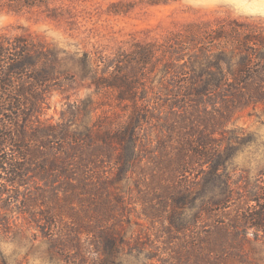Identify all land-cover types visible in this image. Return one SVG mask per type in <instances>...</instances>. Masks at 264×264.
I'll return each mask as SVG.
<instances>
[{
	"label": "rangeland",
	"instance_id": "obj_1",
	"mask_svg": "<svg viewBox=\"0 0 264 264\" xmlns=\"http://www.w3.org/2000/svg\"><path fill=\"white\" fill-rule=\"evenodd\" d=\"M5 2L0 0V34L55 45L61 51L62 69L73 77V84L50 94L42 118L57 121L70 105L77 109L91 98L103 129L127 120L132 105L118 101V91L97 88L91 77L116 69L120 76L136 75V65L128 62L134 57L135 45L154 43L163 51L159 61L145 67L139 81L143 114L150 116L158 109L174 116L167 107L173 101L166 92L176 91L181 83L173 85L185 79L173 69L180 65L174 61L176 56L166 52L174 36L200 22L239 20L264 26V0H42L19 13L8 12ZM202 110H211L213 122L214 111L210 107ZM82 115L87 118L83 111ZM161 125L156 120L142 124L139 139L144 144L139 145V165L133 171L120 173V167L110 169L103 163L98 170L107 174L96 176L97 187L85 199L38 206L32 219L16 214V227L0 237V252L6 260L0 264H212L203 263L200 234L213 223V217L203 215L205 224L185 234H175L168 221L177 182L187 177L196 186L211 162L205 165L195 158L189 171L177 176L183 156L188 161L191 155L186 130L178 124L172 133V120L171 128L169 123L167 129ZM226 127L233 130V139L229 153L221 148V154L228 155L227 170L236 175L238 185H244L243 176L253 178L264 169V105L236 110ZM196 192L185 211H173L177 222L196 223L201 204ZM211 193L203 199L207 201ZM21 209L29 211L24 206ZM56 219L59 229L49 224ZM253 245H246L244 258L229 264H264V247Z\"/></svg>",
	"mask_w": 264,
	"mask_h": 264
},
{
	"label": "trees",
	"instance_id": "obj_2",
	"mask_svg": "<svg viewBox=\"0 0 264 264\" xmlns=\"http://www.w3.org/2000/svg\"><path fill=\"white\" fill-rule=\"evenodd\" d=\"M5 1L8 12L19 13L42 0ZM166 52L176 56L180 65L173 69L185 78L173 85L181 83L176 91L166 92L174 116L158 109L150 116L143 114L139 81L145 67L159 61L163 51L154 43L137 44L128 60L136 65V75L120 76L116 69L91 77L97 88L118 91L117 100L132 105L127 120L103 129L91 98L82 101V108L70 105L57 121L43 119L50 94L74 83L62 69L61 51L38 38L0 34V237L16 227L20 212L32 219L38 206L85 199L97 187L96 176L106 173L98 170L103 163L110 169L120 167V173L133 171L139 165V145L144 144L139 139L142 124L156 120L167 129L172 120L175 128L170 131L175 134L180 124L191 152L188 161L183 156L177 176L187 173L195 158L211 166L196 186L187 177L177 180L168 211L171 229L185 234L205 224L203 215L214 218L200 234L203 263L229 264L246 256L248 244L264 247V169L253 178L246 174L241 179L244 185H238L236 175L227 170L228 155L221 154V148L227 153L231 148L233 130L226 126L235 111L264 105V26L239 20L189 24L174 36ZM207 107L214 111L213 122L211 110H202ZM174 178L168 181L175 182ZM209 190L206 201L203 197ZM193 191L201 200L197 221L179 223L173 211H185ZM23 206L29 211H22ZM51 223L59 229L57 219ZM0 261L6 262L1 252Z\"/></svg>",
	"mask_w": 264,
	"mask_h": 264
}]
</instances>
